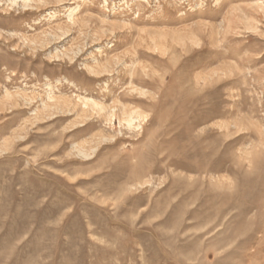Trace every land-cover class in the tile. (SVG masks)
<instances>
[{
	"label": "rangeland",
	"instance_id": "374dc122",
	"mask_svg": "<svg viewBox=\"0 0 264 264\" xmlns=\"http://www.w3.org/2000/svg\"><path fill=\"white\" fill-rule=\"evenodd\" d=\"M0 264H264V0H0Z\"/></svg>",
	"mask_w": 264,
	"mask_h": 264
},
{
	"label": "bare ground",
	"instance_id": "6f19581e",
	"mask_svg": "<svg viewBox=\"0 0 264 264\" xmlns=\"http://www.w3.org/2000/svg\"><path fill=\"white\" fill-rule=\"evenodd\" d=\"M125 115V114H124ZM147 119V118H146ZM209 169V168H208ZM210 191V190H209Z\"/></svg>",
	"mask_w": 264,
	"mask_h": 264
}]
</instances>
